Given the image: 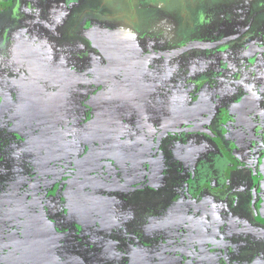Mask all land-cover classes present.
<instances>
[{
    "label": "rangeland",
    "instance_id": "rangeland-1",
    "mask_svg": "<svg viewBox=\"0 0 264 264\" xmlns=\"http://www.w3.org/2000/svg\"><path fill=\"white\" fill-rule=\"evenodd\" d=\"M13 2L0 264H223L215 245L264 264V0ZM189 123L222 144L168 132L152 167L161 129Z\"/></svg>",
    "mask_w": 264,
    "mask_h": 264
},
{
    "label": "flooded vegetation",
    "instance_id": "flooded-vegetation-1",
    "mask_svg": "<svg viewBox=\"0 0 264 264\" xmlns=\"http://www.w3.org/2000/svg\"><path fill=\"white\" fill-rule=\"evenodd\" d=\"M1 4H0V10L2 11V10H4V9H6V8H11L12 6H13V4H14V2H13V0H10V1H8V4L6 3V4H3L2 2H0ZM14 9V8H13ZM256 16H264V15H259V14H257ZM1 18V17H0ZM263 23V28H262V23ZM256 26H258V25H260V27L259 28H256V29H258V30H260V29H262L261 31H260V33L258 34V37H257V39H256V37L255 38H252L251 39V42L253 41H260V42H264V18L263 19H260L259 20V22L258 23H256L255 24ZM257 30V31H258ZM260 48V47H259ZM260 50H261V48H260ZM173 54L174 55H176V54H179V52L178 53H174L173 52ZM258 54H259V52H258ZM260 54H264V51H262ZM154 57V56H153ZM155 58H159V56H155ZM258 58V56H256V59ZM160 59V58H159ZM252 60L254 61V57L252 58ZM184 76V75H183ZM264 76V75H263ZM263 76H260V78L261 77H263ZM184 77H186V76H184ZM263 91V93H264V89L262 90ZM242 113H238L237 114V121L238 122H236V124L237 125H239L240 126V124H243V123H245L246 125V127L247 128H251L252 126L254 127H256L257 128V125H261V123H258V124H256L255 123V117H253V121L254 122H252L251 121V119L250 118H252L251 117V115H252V113H249V114H243V115H241ZM240 123V124H239ZM262 124H263V127H262V130H263V132H264V120L262 121ZM257 129H259L260 130V128H257ZM170 133V132H176V133H183V134H186V135H189V134H192V133H197V132H199V133H201V132H204V133H207V134H209L210 136H212L213 138H215L216 140H217V142L219 143V144H222V141L218 138V136L215 134V133H213L211 130H208V128H205V127H202V126H200V125H194V124H192V123H189L187 126H184V125H182V126H170V127H166V128H164V129H161V131L158 133V137H159V153H158V155H156V156H154L153 154L154 153H156L157 151H158V149H156L155 150V152H152V154L150 155V162H151V164H152V167H153V165L156 163V162H158L159 160H160V157H161V152H160V150H161V148H160V146H161V144H162V142H163V140H162V136H163V134H165V133ZM264 137V136H263ZM156 157V158H155ZM233 158V157H232ZM234 159V158H233ZM235 162V161H234ZM238 164L236 163V166H237ZM235 166V168H237ZM232 168V167H231ZM234 168V167H233ZM232 168V169H233ZM234 168V169H235ZM78 170H80V169H78ZM232 171V170H231ZM257 174V173H256ZM254 175V177H253V181L254 180H256V178H257V176L258 175ZM107 180L109 181V182H114V180L113 179H111V178H107ZM253 188H256V187H253ZM253 188H252V191H253ZM253 192H255V190L253 191ZM255 198V197H254ZM254 198L252 199V201H255L254 200ZM251 207H252V209L254 210V212H256V207L254 206V204L252 203L251 204ZM259 209V208H258ZM262 222H264V221H262ZM264 224V223H263ZM253 231H255V232H258L259 231V229L258 230H256V229H252ZM250 231V230H249ZM261 232H263L264 233V226L262 227V230L261 231H259L258 233H261ZM238 247V246H237ZM237 247L234 249L233 247H229V248H227V247H222V249H221V251H217L218 249L217 248H220V246H213V247H211L212 248V252L210 253L211 255H210V261L212 260V257H213V254H214V258H218L219 256L222 258V261H221V263H223V264H231V261H232V259H236V258H238L237 260H238V262L237 263H233V264H246L247 262H240L239 261V259L242 257V258H244L245 257V255L243 254V252L241 253V249L240 250H238L237 249ZM217 249V250H216ZM214 250V251H213ZM253 254H259V253H253ZM249 255H252V254H248V256ZM198 256V255H197ZM250 258H252V256H250ZM240 262V263H239ZM214 263V262H213ZM213 263H210L209 262V264H213Z\"/></svg>",
    "mask_w": 264,
    "mask_h": 264
},
{
    "label": "trees",
    "instance_id": "trees-1",
    "mask_svg": "<svg viewBox=\"0 0 264 264\" xmlns=\"http://www.w3.org/2000/svg\"><path fill=\"white\" fill-rule=\"evenodd\" d=\"M224 150V149H223ZM225 153H226V151H225ZM227 155V154H226ZM228 156H229V154H228Z\"/></svg>",
    "mask_w": 264,
    "mask_h": 264
},
{
    "label": "water",
    "instance_id": "water-1",
    "mask_svg": "<svg viewBox=\"0 0 264 264\" xmlns=\"http://www.w3.org/2000/svg\"><path fill=\"white\" fill-rule=\"evenodd\" d=\"M163 54H165V53H163ZM245 124V123H244ZM246 125V124H245Z\"/></svg>",
    "mask_w": 264,
    "mask_h": 264
}]
</instances>
